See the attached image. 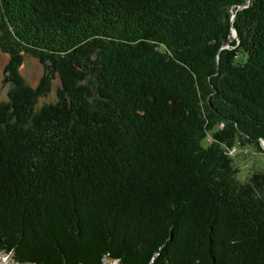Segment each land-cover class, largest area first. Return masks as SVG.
<instances>
[{"label": "trees", "instance_id": "trees-1", "mask_svg": "<svg viewBox=\"0 0 264 264\" xmlns=\"http://www.w3.org/2000/svg\"><path fill=\"white\" fill-rule=\"evenodd\" d=\"M0 45L17 85L0 103V250L264 264V172L241 183L229 156L264 152V0H0ZM21 51L46 65L36 88Z\"/></svg>", "mask_w": 264, "mask_h": 264}, {"label": "rangeland", "instance_id": "rangeland-1", "mask_svg": "<svg viewBox=\"0 0 264 264\" xmlns=\"http://www.w3.org/2000/svg\"><path fill=\"white\" fill-rule=\"evenodd\" d=\"M233 21V19H232ZM234 40V39H233ZM232 41V40H231ZM23 54L22 62L18 66V74L20 75L24 86L29 88H36L41 82V78L46 73V65L42 63L35 55L25 54V51H21ZM10 63V53L3 51L0 45V103L11 102V91L17 88L14 83L11 71L8 69ZM45 65V66H44ZM60 78L56 77L52 79L51 87L47 92H44L37 101L36 109L40 110L46 104H55L58 100V89L60 87ZM211 138L206 141L209 144ZM230 158L238 169V179L241 183L247 181L251 173L264 172V152H256L252 147H241L237 145L230 151ZM0 264H17L13 256L7 255L4 251L0 250ZM103 264H117L111 262L109 258H106Z\"/></svg>", "mask_w": 264, "mask_h": 264}, {"label": "water", "instance_id": "water-1", "mask_svg": "<svg viewBox=\"0 0 264 264\" xmlns=\"http://www.w3.org/2000/svg\"><path fill=\"white\" fill-rule=\"evenodd\" d=\"M248 4V2H246L245 4H242L241 6H239V8H241V7H245L246 5ZM235 16V15H234ZM233 16V17H234ZM233 19V18H232ZM236 36H237V32H236V30L235 29H232L231 30V40H233V39H235L236 38ZM261 141H260V145H261V147L264 149V139H260Z\"/></svg>", "mask_w": 264, "mask_h": 264}]
</instances>
